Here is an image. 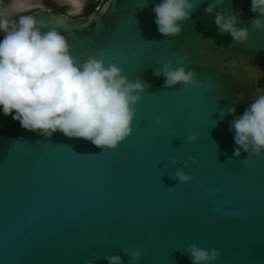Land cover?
Segmentation results:
<instances>
[{
    "label": "water",
    "instance_id": "obj_1",
    "mask_svg": "<svg viewBox=\"0 0 264 264\" xmlns=\"http://www.w3.org/2000/svg\"><path fill=\"white\" fill-rule=\"evenodd\" d=\"M21 1L3 15L35 17L65 35L78 62L102 57L148 88L116 148L60 131L45 138L0 111V264H108L111 254L132 264L124 248L141 250L139 264H192L193 243L220 250L212 264H264V153L236 158L234 116L222 115L234 103L242 114L264 91V30L251 26V0L217 7L241 13L245 44L219 32L205 11L211 0H196L176 37L158 31L153 0H106L85 17V0H53L66 13ZM169 59L194 69L198 83L165 89L154 69ZM178 168L193 179L179 182Z\"/></svg>",
    "mask_w": 264,
    "mask_h": 264
},
{
    "label": "clouds",
    "instance_id": "obj_2",
    "mask_svg": "<svg viewBox=\"0 0 264 264\" xmlns=\"http://www.w3.org/2000/svg\"><path fill=\"white\" fill-rule=\"evenodd\" d=\"M228 0H211L205 11L215 13V24L220 33H229L235 43L245 44L251 29L240 25L241 13L226 5ZM155 23L166 37H176L183 31V22L190 19L197 6L196 0H153ZM13 7L20 11V0ZM142 7H147L144 0ZM250 18L253 28L264 30V0H251ZM0 111L30 131L50 138L57 131L70 138H83L103 149L116 148L134 131L137 105L148 88L141 76L129 77L116 63H107L102 57L92 56L78 62L70 53V44L60 31L42 30L37 19L20 15L11 28L9 20L0 14ZM156 76H163L165 89L177 86H194L198 73L184 64L177 65L169 59L154 69ZM243 99V93L237 103ZM230 113V130L234 132V156L240 158L264 153V91L254 92L242 114H237L235 103L225 106ZM157 115V122L162 121ZM193 132L189 140H199ZM247 156L245 163H249ZM172 163H178L173 157ZM174 176L181 183L193 177L183 168ZM132 257V264H139V248H124ZM192 264H212L220 256L218 248H203L191 244L186 251ZM108 264H124L119 254L106 256ZM87 264H95L90 259Z\"/></svg>",
    "mask_w": 264,
    "mask_h": 264
},
{
    "label": "trees",
    "instance_id": "obj_3",
    "mask_svg": "<svg viewBox=\"0 0 264 264\" xmlns=\"http://www.w3.org/2000/svg\"><path fill=\"white\" fill-rule=\"evenodd\" d=\"M103 3H102V1L101 0H91L88 4H87V6L85 7V9H84V12H83V14H81V16L80 17H85L86 15H88L89 13H91V12H93V11H95V10H97V8L99 7V6H101ZM26 13H23V14H20V15H25ZM20 15H18L16 18H14V19H11V20H9V24H10V28L18 21V18H19V16ZM4 35V33L3 32H0V38L2 37ZM261 85H262V82H261Z\"/></svg>",
    "mask_w": 264,
    "mask_h": 264
},
{
    "label": "flooded vegetation",
    "instance_id": "obj_4",
    "mask_svg": "<svg viewBox=\"0 0 264 264\" xmlns=\"http://www.w3.org/2000/svg\"><path fill=\"white\" fill-rule=\"evenodd\" d=\"M0 1H4V3L5 2H8L9 0H0ZM44 1V3L48 6V7H51V8H54V9H58L60 12H67V6H64V5H60V4H58V3H56L55 1H53V0H43ZM87 6V5H86ZM85 6V7H86ZM85 9V8H84ZM18 15H20V14H14V15H12V16H6V18L8 19V20H11V19H14V18H16ZM81 16V14H78V16L77 17H80Z\"/></svg>",
    "mask_w": 264,
    "mask_h": 264
},
{
    "label": "rangeland",
    "instance_id": "obj_5",
    "mask_svg": "<svg viewBox=\"0 0 264 264\" xmlns=\"http://www.w3.org/2000/svg\"><path fill=\"white\" fill-rule=\"evenodd\" d=\"M91 0H85V6L90 2ZM102 1V3H104L106 0H101ZM12 3V0H9L8 2H5L4 3V1L2 2V1H0V14H4L3 13V8H5V7H7L9 4H11ZM84 12V11H83ZM83 12H81V14H83Z\"/></svg>",
    "mask_w": 264,
    "mask_h": 264
},
{
    "label": "bare ground",
    "instance_id": "obj_6",
    "mask_svg": "<svg viewBox=\"0 0 264 264\" xmlns=\"http://www.w3.org/2000/svg\"><path fill=\"white\" fill-rule=\"evenodd\" d=\"M72 1V6H77V2L75 0H71ZM20 3H22V1L20 0Z\"/></svg>",
    "mask_w": 264,
    "mask_h": 264
},
{
    "label": "snow or ice",
    "instance_id": "obj_7",
    "mask_svg": "<svg viewBox=\"0 0 264 264\" xmlns=\"http://www.w3.org/2000/svg\"><path fill=\"white\" fill-rule=\"evenodd\" d=\"M142 39V38H141Z\"/></svg>",
    "mask_w": 264,
    "mask_h": 264
}]
</instances>
